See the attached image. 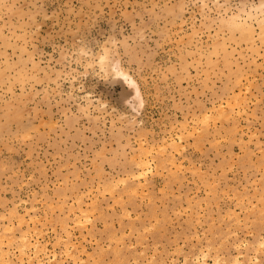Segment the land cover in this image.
Instances as JSON below:
<instances>
[{
	"label": "rangeland",
	"instance_id": "374dc122",
	"mask_svg": "<svg viewBox=\"0 0 264 264\" xmlns=\"http://www.w3.org/2000/svg\"><path fill=\"white\" fill-rule=\"evenodd\" d=\"M263 243L264 0H0L13 264H264Z\"/></svg>",
	"mask_w": 264,
	"mask_h": 264
},
{
	"label": "bare ground",
	"instance_id": "6f19581e",
	"mask_svg": "<svg viewBox=\"0 0 264 264\" xmlns=\"http://www.w3.org/2000/svg\"><path fill=\"white\" fill-rule=\"evenodd\" d=\"M256 7V6H255ZM257 8H259V6L257 7ZM257 8H255V9H257ZM255 9H254V11H255ZM260 10V9H259ZM262 10V9H261ZM250 11V10H249ZM251 12V11H250ZM245 13V12H244ZM239 14V13H238ZM247 14V13H246ZM248 15V14H247ZM257 15V14H256ZM249 16V15H248ZM258 16V15H257ZM236 17H238V16H236ZM251 17V16H250ZM255 17L256 16H254V20H255ZM250 19V18H249ZM250 21V20H249ZM244 23V22H243ZM261 23H263V22H261ZM262 25V24H261ZM250 27H252L251 25H250ZM249 30V29H248ZM251 30V29H250ZM235 35V34H234ZM105 55V54H104ZM105 56H103L102 58H101V60H103L104 61V58ZM102 61V62H103ZM122 78H127L128 80V82H130L131 84H133V85H135V88H136V91L141 95V92H140V88H139V86H138V84L133 80V79H131L130 77H129V75L126 73V72H124V71H120L119 73H118ZM241 91V90H240ZM233 101V100H232ZM222 111V110H221ZM221 111L219 112V113H221ZM219 115V114H218ZM222 115V114H221ZM220 115V116H221ZM229 117V116H228ZM203 118V117H202ZM201 118V119H202ZM217 121V120H216ZM194 130V129H193ZM160 151H162V150H160ZM164 152V151H163ZM150 154H151V150H146V151H144L143 153H140V155L138 156V158H137V167H138V170H139V172H138V174L141 172V174H139V176L140 175H143V174H145V173H147V171L149 170V169H151V165H152V161H151V159H149L150 158ZM178 163V162H177ZM175 165V164H174ZM175 167V166H174ZM176 169V168H175ZM150 171V170H149ZM137 181V180H136ZM123 183V182H122ZM111 191V190H110ZM114 191V190H113ZM119 199V198H118ZM94 212V211H93ZM82 214H84V212L82 213ZM81 214V215H82ZM87 214V213H86ZM83 216V215H82ZM78 219V218H77ZM86 219V218H85ZM80 219H78V221H79ZM88 220V219H87ZM86 221V220H85ZM80 222V221H79ZM83 222V221H82ZM75 223V222H74ZM11 240H13V238L11 239ZM10 240V241H11ZM15 240V239H14ZM8 242H9V240H8ZM8 242H6V244L8 243ZM10 243V242H9ZM5 244V245H6ZM38 244V243H37ZM37 244H33L32 245V243L28 240V238H27V235L25 234V235H22L21 237H20V251H21V254H22V257H23V255H25L26 254V252H25V249H29V247H32V248H35L36 250H34L35 252H36V255H37V253H38V249H39V247H38V245ZM261 244V243H260ZM264 244V243H263ZM259 247V246H258ZM31 249V248H30ZM17 250H18V248H17ZM34 251H33V253H34ZM207 252V251H206ZM203 253V252H200V253H203V255L201 256V254H200V256H201V258H202V261H198V257L199 256H197L196 257V260L198 261V264H208L207 263V261H206V254H208V253ZM39 255V254H38ZM21 257V259H20V261L21 262H23V260H24V258H22ZM33 257V256H32ZM73 257V256H72ZM31 258V257H30ZM38 263L39 264H41L42 263V260H41V258H40V256H38ZM186 259H187V256H186ZM216 259V258H215ZM0 263L1 262H3L2 264H13V260L10 258V256L8 255V252H3L1 249H0ZM151 260V259H150ZM195 260V261H196ZM31 261V260H30ZM216 261H218V260H216ZM220 261H222V260H220ZM233 261V260H232ZM250 261H251V259H250ZM213 263L215 262V261H212ZM235 264H237V262L238 261H233ZM232 262V263H233ZM151 263V262H150ZM149 263V264H150ZM216 263H218V262H216ZM22 264V263H21ZM97 264V263H96ZM220 264V263H219Z\"/></svg>",
	"mask_w": 264,
	"mask_h": 264
}]
</instances>
